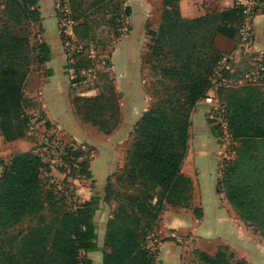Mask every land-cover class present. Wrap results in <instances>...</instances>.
I'll use <instances>...</instances> for the list:
<instances>
[{
	"label": "trees",
	"instance_id": "16d2710c",
	"mask_svg": "<svg viewBox=\"0 0 264 264\" xmlns=\"http://www.w3.org/2000/svg\"><path fill=\"white\" fill-rule=\"evenodd\" d=\"M66 1L72 31L82 45L81 52L74 55V66L76 70L88 68L92 65L89 31L104 23L119 36L120 14L130 16L131 6L121 0ZM162 3L160 25L156 30H147L150 37L145 45L159 62L164 45L169 56L165 64L159 63L160 87L135 123L125 165L131 181L138 179L145 191L142 196L128 193L118 200L106 221L100 264H164L158 257V247L150 243V233L164 207H188L196 218L202 216V208L192 205L193 180L181 170L188 150L190 116L211 88V76L222 58L213 46L214 37L220 34L235 39L241 13L235 3L230 8L187 18L181 15L178 0ZM100 9L111 16L91 20L90 14ZM55 11L57 14L56 8ZM40 19L39 0L0 1V134L6 141L23 138L28 132L31 116L25 110V80L34 64L41 65L51 56L46 42H30L28 24ZM127 29H131L130 25ZM111 91V95L100 89L94 96L73 97L79 117L106 133L117 124L120 114L119 94L112 86ZM221 102L232 137L240 140V147L233 168L223 173L218 189L224 185L227 199L243 220L264 226V154H254L264 142V90L258 84L246 83L229 89ZM217 128L211 126L214 135ZM83 153L77 148L73 155ZM248 164L251 179L240 178L242 168ZM2 166L0 237L26 217L35 219L26 231L3 237L7 247L0 248L2 262L91 264L86 253L98 249L94 221L100 207L98 196L92 195L74 207H58L53 190L45 187L42 180L47 164L32 150L13 153ZM110 188L109 182V193ZM154 188L159 189L157 196L150 192ZM46 208L51 212L49 218ZM198 257L204 264H248L226 244H220L212 253L200 250Z\"/></svg>",
	"mask_w": 264,
	"mask_h": 264
},
{
	"label": "rangeland",
	"instance_id": "374dc122",
	"mask_svg": "<svg viewBox=\"0 0 264 264\" xmlns=\"http://www.w3.org/2000/svg\"><path fill=\"white\" fill-rule=\"evenodd\" d=\"M142 1L143 0H132L136 15L139 17L142 16ZM151 1L156 5L157 12L156 15H153L152 19L154 22H157L159 20L157 18L160 17L164 5L162 0ZM121 2L125 5L128 4L129 0H121ZM55 8L58 10L56 17L61 23L60 28L63 29L65 24H68L67 21H69L70 11L67 1L55 0ZM258 14H264V11L262 13L259 12ZM103 16L108 19L111 16V13L107 10L104 11V9H100V11H95L94 14H90V19H101ZM121 18L122 20L120 21L118 29V32H120L119 36L114 34L112 28L104 23L95 27L96 30H109L113 34V37H111L112 42L109 47L94 53V61L99 66H96L95 64V67L97 68L93 70L90 75L85 76V79H87L86 82L93 84L99 90H103L105 94H112L111 86L119 94V120L110 132L106 133L97 125L90 121H85L82 118H80L81 123L79 127L74 130V135L69 131L66 132L65 130H59L57 128L56 131H53L55 126L51 125L49 122L47 125V121L45 120V116H43L39 104L26 94L25 110L30 114L31 118L28 126L29 132H27L22 139H26L28 143H23L22 141V145H17L11 141L4 140L0 134V174L3 170L2 164L7 163L13 153L20 150H32L41 155L47 164V168L42 172V180L45 187L53 190L58 207H74L82 202L84 198L91 197L92 195L98 196L100 207L94 215V221L97 227L98 252L93 253L92 257L94 258V264L101 263L100 254L105 249L104 233L106 221L116 209L119 202L118 200L128 193L142 196L145 191L141 189L140 181L138 179L131 181V176L128 175V170L125 168L128 152L133 143L135 123L129 121L128 117L123 121V109H130L132 111V108L124 107L120 103L122 102V94L116 89L113 72L110 68L113 65L111 60V49H113V44L119 37H123V35L129 33L127 26L130 25V16H125L124 13L121 12L120 19ZM91 20H89L90 24L93 25ZM143 26V28H137L134 34L137 37L142 38L144 32L147 40L150 37L147 34V30H154V26L148 21V19L143 21ZM28 29L30 42L32 45H35L38 42L39 34L42 31L40 21L28 24ZM215 37L213 40V46L227 62V66H225L221 59L215 67L220 70L219 75H221V77H218V75L213 76L215 82L213 83L212 89L214 94L218 97L219 103H222L221 99L223 100L229 89L246 83L258 84L264 90V77L257 76L261 65L260 63L262 62L264 64V51L255 50L252 49V47H246L240 43L237 35L235 39H227V37L224 36H221L219 39H216ZM63 38H65V35H63ZM141 43L142 42H140V45H135L136 51L134 53L127 54V51L125 50L123 53L121 52L117 61V67L122 68L125 67V64L130 63L131 66L134 64L136 70H140L139 77L142 80L145 91L151 98V103L154 100L153 94L156 92L155 89L157 90V88L160 87V83L158 82V80L161 79V75H159V63L165 64L169 54L167 45H164L162 48V57H160L159 62L157 57L150 54V51L147 50L146 46L140 49ZM127 57L131 58L128 59ZM41 67V65L34 64L32 70H39ZM70 68L71 70H75V67L72 64H70ZM73 78H77L76 74ZM163 81H165V79H163ZM24 87L26 90L29 89V83L27 82ZM210 120L212 122L211 126L215 125L218 127V124L216 125L212 119ZM215 141L220 148L218 160L220 176L218 178V184L219 180L222 179L223 173L228 168H233L237 159L240 140L238 138H227V135H225L218 127ZM260 144L261 145L254 152L255 155L264 154V142H261ZM77 148H81L84 153L80 156H74L73 152H76ZM107 168L108 171H110L107 173V178L104 181L100 178V175L103 174ZM88 171L91 172L90 175H87ZM94 174H96L97 177H94ZM244 177L251 179L250 164L242 168L240 178ZM109 182L111 183L110 193L107 191V185ZM219 188L220 191L224 192L223 184L219 185ZM150 192L157 196L159 189L154 188L153 190H150ZM231 206L232 210L236 212L233 211L237 218L241 220L243 226L248 230L247 232L259 241L264 240V226L243 220L239 216L235 206L232 204ZM44 212L49 218L51 215L50 209L46 208ZM163 214L166 217V224L163 222V217L159 216L156 226L150 233V243L152 242L153 245L154 242L158 249L161 246H170V253L176 257L175 264H204L198 257L199 251L204 248L199 245H204V242L202 241V238L198 237L197 233L206 231V228L203 229L201 228L202 225L200 226L198 224L200 221L194 216L192 208L179 205H166L161 215ZM34 222L35 219L26 217L16 227L8 229L3 233L0 237V241L3 242V237L5 238L8 234H16L19 230L26 231L28 226L34 224ZM222 224L223 223H221L220 226H223ZM210 225L212 227L210 229L216 231L215 234H218L217 232H219V234L220 232H223L219 231L221 230V227L217 229L213 226V223ZM212 235H206V237H208L206 238L208 241L207 247L208 243L213 246H216V244L218 245V243L221 245L226 244L229 245L238 257L243 258L240 252L237 251L225 237L219 235L214 238ZM210 236L212 238H210ZM220 237H222V240L217 241L216 238L219 239ZM3 247H7L4 242L0 248ZM172 248H177V251L173 252ZM209 249L210 248H207L205 250ZM0 264H4L2 258L0 259Z\"/></svg>",
	"mask_w": 264,
	"mask_h": 264
},
{
	"label": "crops",
	"instance_id": "0c3cea01",
	"mask_svg": "<svg viewBox=\"0 0 264 264\" xmlns=\"http://www.w3.org/2000/svg\"><path fill=\"white\" fill-rule=\"evenodd\" d=\"M234 4L235 0H178L180 13L187 18L197 17L214 10L219 11L230 8ZM128 5L131 6L132 10L130 15L131 29H129V33L119 37L116 42L114 41L113 49H111L113 65L110 68L113 72L116 89L122 94V102L120 103L124 107L132 108V111L123 109V121L128 117L129 121L136 123L142 112L150 106L151 98L145 91L142 80L139 77L140 70H136L134 64L131 66L130 63L125 64V67L122 68L117 67V61L124 50L127 51V54L134 53L136 51L135 45H140V42H142L140 49L146 46L144 32L142 38L137 37L134 32L137 28H143V21L147 19L153 24L154 30H156L160 25V17L157 18L159 19L157 22L153 21V15H156L157 12L156 5L151 0L142 1L141 17L136 15L132 0H129ZM39 9L41 12L39 21L42 31L39 34L38 42H46L50 46L51 56L41 64L42 67L39 70H31L28 73L25 84L29 83V89L26 90L24 87V96L27 94L28 97L39 104L45 120L55 126L53 131H56L57 128L66 132L69 131L74 135V130L79 127L81 120L75 110L73 97L75 95L94 96L98 94L99 89L84 80L85 77L82 75L81 69L71 71L70 64L72 63L66 53L65 40L60 28L61 23L56 17L55 0H39ZM252 29V49L264 51V14L257 13L255 15ZM67 35L76 38L71 25L67 27ZM221 36L218 34L215 38L219 39ZM111 37H113V34L109 30L93 29L89 31L87 40L89 51L98 52L109 47L112 42ZM93 57L91 60L94 65ZM127 58L130 59L131 57ZM75 74L77 78H73ZM212 86L206 96L196 103L191 112L192 124L188 150L181 168L182 172L193 180V206L196 205L202 208V216L197 218V220L200 221L198 224L202 225L201 228H206V231L200 233L196 231L198 237L202 238L204 242V245L199 246L204 247L203 250L210 248L205 250L207 252H214L220 244L213 246L208 243L207 247L208 241L206 238L208 237L206 235L213 234L214 238L220 235L225 237L240 252L248 264H264V240L259 241L247 232L248 230L243 226L241 220L237 218L236 212L232 210L231 203L225 193L218 189L220 148L211 130L212 122L209 115L212 106L221 103H219L218 97L214 94ZM22 141L23 143H28L26 139L22 138L11 140L17 145H22ZM109 171L107 168L100 175V178L105 181ZM94 175V177H97L96 174ZM88 198H84V200ZM160 216L163 217V222L166 224L165 215ZM212 223L217 229L221 227L219 231L223 232L215 234L216 231L210 229L212 228L210 225ZM221 223H223V226H220ZM222 237L216 238L217 241H221ZM210 238L212 237L210 236ZM169 248L170 246H161L158 249V257L164 264H175L176 257L170 253ZM97 250L86 253L91 258V264H94L92 256L93 253L98 252ZM172 251L176 252L177 248H172Z\"/></svg>",
	"mask_w": 264,
	"mask_h": 264
},
{
	"label": "built area",
	"instance_id": "2783aa9c",
	"mask_svg": "<svg viewBox=\"0 0 264 264\" xmlns=\"http://www.w3.org/2000/svg\"><path fill=\"white\" fill-rule=\"evenodd\" d=\"M235 3L240 8L241 13V19L237 30V36L239 38V41L241 44L245 45L246 47H251L252 44V27H253V20L257 13L264 11V1L261 0H235ZM68 24H65V27L62 29V34L65 35V49L67 56L69 57L70 62L72 65H74V55L81 52L82 45L79 43V41L74 36H68L67 35V27L68 25H71L70 21H67ZM95 52L93 50L89 51V56L92 59ZM94 58V57H93ZM224 62V65L226 66V59L221 58ZM220 59V60H221ZM95 61L94 65L92 62V65L88 68L81 69L82 75L85 77L86 75H90L93 70H95L97 67H95ZM259 67V73L257 74L258 77H264V64L261 62ZM96 66H99L96 64ZM76 69V68H75ZM73 71V70H71ZM220 70L215 68L213 71V74L211 76V82H215V78L213 76L218 75V77H221L219 75ZM86 81L87 79L84 78ZM210 119L213 120V122L217 125L219 129L222 130V132L227 135V138H233L231 131L228 127V119H227V113L226 108L222 104H217L216 106H212L211 112H210Z\"/></svg>",
	"mask_w": 264,
	"mask_h": 264
},
{
	"label": "bare ground",
	"instance_id": "6f19581e",
	"mask_svg": "<svg viewBox=\"0 0 264 264\" xmlns=\"http://www.w3.org/2000/svg\"><path fill=\"white\" fill-rule=\"evenodd\" d=\"M205 224V223H204Z\"/></svg>",
	"mask_w": 264,
	"mask_h": 264
}]
</instances>
